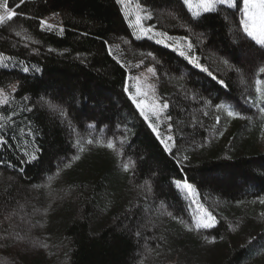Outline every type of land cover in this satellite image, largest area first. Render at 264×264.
<instances>
[{
	"label": "trees",
	"instance_id": "16d2710c",
	"mask_svg": "<svg viewBox=\"0 0 264 264\" xmlns=\"http://www.w3.org/2000/svg\"><path fill=\"white\" fill-rule=\"evenodd\" d=\"M134 1L212 76L137 38L117 0H7L18 15L0 26V264H264V49L243 31V0L198 18L183 0ZM147 68L168 104L159 136L127 92ZM177 182L214 226L194 227Z\"/></svg>",
	"mask_w": 264,
	"mask_h": 264
},
{
	"label": "snow or ice",
	"instance_id": "6c2138e0",
	"mask_svg": "<svg viewBox=\"0 0 264 264\" xmlns=\"http://www.w3.org/2000/svg\"><path fill=\"white\" fill-rule=\"evenodd\" d=\"M20 2L23 3V0H20ZM117 3L125 7L126 19L132 17L129 20L130 27H133L134 29L138 30L142 35H147L149 32H151V28H145L142 23L144 19L151 18L150 12H147L146 9L142 8L139 4H137L136 11L133 16L132 12L128 10L129 5L132 3V0H117ZM183 3L187 6L192 16L196 18L200 17L203 13L216 12L220 6L240 10L239 0H183ZM17 15L18 14L15 10L10 9L8 7L7 0H0V26L8 25L9 22L13 21V18ZM240 23L243 25L244 33H246L248 37H250L257 45H259L260 48L264 49V0H243V10ZM41 24L44 25V27L47 29H52L54 27L53 25L48 24L46 21H41ZM159 35L163 36L165 34L160 33ZM157 43H163V40H157ZM192 48V44L189 43L187 45V50H182L179 47H177L175 50L179 51L181 56H184L186 59H188L189 62L194 65V67L200 68L201 71L207 72L209 76H212V73L209 72L206 67H203L199 63V60L197 58L188 55V52L192 50ZM25 71H27V69H25ZM149 71L154 70L150 69ZM260 72L264 73V68H260ZM213 79H215V77H213ZM219 83L221 85H224V82L222 80L219 81ZM256 83V92L259 94L258 100L260 103H264V89L260 87L262 82L258 80ZM224 86L227 87V85ZM137 94L147 95V93L141 92L139 86L137 87ZM3 95V92L0 91V98H2ZM131 99L133 103L136 104V107L139 109L140 115L143 116L146 121H149L150 116H154L157 120H159L161 113L164 111V109L168 108V104H158L155 100H153L151 106H146L143 102L138 101L136 99V96H132ZM3 103H7V100H3ZM45 103L53 112L58 111L61 116L66 115L64 110L58 108L56 104L50 103L48 101H45ZM252 104L253 106H257V102L255 100L252 101ZM218 107L224 110L229 117L239 116L241 119L245 118L243 116H240V113L233 111L232 108L228 105L221 104ZM259 111L261 113H264V107H260ZM0 119L3 118L0 117ZM216 119L217 121H219V117H217ZM149 127L154 133L157 134V136H159V132L157 131L155 123L150 122ZM167 139L168 141H172V136L169 135ZM92 142V140L87 141L88 144H91ZM161 142L165 143L163 140ZM77 143H79V141ZM106 147L115 150V146L112 142H108L106 144ZM165 148L168 151H171V147L168 143H165ZM80 151H84V148L81 147ZM31 159H36L35 154L31 155ZM74 159H79V156L74 157ZM124 168L125 170H127L128 165H124ZM177 187H182L183 189H186L187 191L193 194L195 193V189L191 184L184 183L183 185H181L179 182H177ZM261 203H264V201H261ZM215 223L216 218L212 216L210 212L205 211L204 215L196 221L194 227L196 229L210 228L214 226ZM189 230L191 231L192 229Z\"/></svg>",
	"mask_w": 264,
	"mask_h": 264
},
{
	"label": "rangeland",
	"instance_id": "374dc122",
	"mask_svg": "<svg viewBox=\"0 0 264 264\" xmlns=\"http://www.w3.org/2000/svg\"><path fill=\"white\" fill-rule=\"evenodd\" d=\"M136 2L134 0H132V3L129 5L128 10L130 12H132L133 16L135 14L136 11ZM124 13H125V7L122 5ZM132 17H129L127 19V21L129 22V20ZM147 19H144L142 21L143 25L145 28H151L148 27L145 22ZM134 34L136 35L137 38L142 39V38H149L152 39L154 41L157 42V40H163V43L168 47H170L171 49L175 50L177 47H179L182 50H187V45L189 44L187 41L182 40V39H169L166 36H161L159 35L160 33L155 31L153 28H151V32H149L147 35H142L138 30L134 29L133 27H131ZM177 51V50H175ZM179 53V51H177ZM180 54V53H179ZM188 55L196 58L193 54H192V50H190L188 52ZM150 69L153 70V68H147L145 70H143L141 73H139L138 75H136L135 77H130L128 79V83H127V92L129 94L130 97L132 96H136V99L138 101L143 102L146 106H151L153 100H155L158 104H162L160 102V100L158 99L157 95H156V89H155V80H154V71H149ZM139 86V88L141 89L142 93H147V95H140L137 94V87ZM5 94V93H3ZM6 98L5 95H3L2 98H0L1 100H4ZM136 106V104H135ZM138 109V108H137ZM139 110V109H138ZM167 110L164 109V111L161 113L160 115V119L157 120L154 116H150V119L148 122H153L155 123V126L157 127V131L159 130L158 128L161 126V124L164 122V114L165 111ZM140 112V111H139ZM159 132V131H158ZM168 133H166V135L164 137H161V139L165 142V143H169L168 141ZM164 143V145H165ZM262 143L264 145V137L262 139ZM181 185H183L186 182H179ZM180 189V191L182 192V194L185 196L190 211L194 217V219L197 221L198 219H200L203 215L204 212L207 211L201 204L200 201L198 199L197 193L195 192L194 194L187 191L186 189H183L182 187H178ZM208 212V211H207ZM169 264H174V263H169Z\"/></svg>",
	"mask_w": 264,
	"mask_h": 264
}]
</instances>
